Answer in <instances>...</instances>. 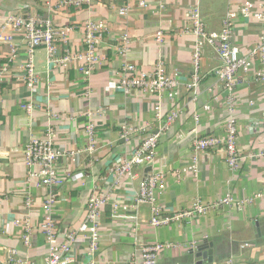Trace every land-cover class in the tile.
Segmentation results:
<instances>
[{"label": "crops", "instance_id": "crops-1", "mask_svg": "<svg viewBox=\"0 0 264 264\" xmlns=\"http://www.w3.org/2000/svg\"><path fill=\"white\" fill-rule=\"evenodd\" d=\"M246 0H138L94 1L81 8L58 9L56 0H0V258L7 261V250L16 249L18 257L29 264H43L49 245L41 224L47 214L48 189L39 184L25 159L27 143L44 137L52 129L54 145L63 153L75 152L57 161L63 184L56 190L52 216L57 221L58 243L85 219L87 202L93 193H109L111 199L101 210L100 242L95 254L89 253L87 234L72 247L69 264H144V245L168 244L157 264H195L202 257L190 252L203 243H213V261L204 264H264V145L260 122L264 117V79L259 59L252 70L239 72L244 78L235 89L233 116L237 123L238 167L229 165L224 145L194 152L195 138L226 136L230 112L227 93L216 75L222 61L214 46L199 45L188 12L198 8L205 26L221 29L228 12H237ZM264 3V0H251ZM129 4L128 15L119 9ZM36 12L56 25H74L66 41L58 45L64 53L82 52L83 30L87 19L106 24L98 46L100 63L89 75L81 72L83 61L67 66L49 61L41 46L33 60L38 82L33 89L25 85L22 72L28 59L24 35L13 27L3 28L4 18L13 13ZM162 31L163 42L157 41ZM264 29L260 21L238 15L234 20L233 44L239 55L250 57L260 43ZM128 37L127 52L121 53V38ZM10 40V41H8ZM18 56L10 59L11 46ZM201 47L199 81L193 87L194 53ZM165 71L179 81L176 94L169 98L141 90L126 92L118 88L120 70L134 63L139 71L151 73L159 58ZM32 103V110L26 103ZM165 113L178 109L179 117L162 136L153 161L139 167V178L118 177V161L130 155L148 131L136 130L129 139L121 137L124 125L134 129L157 125L156 107ZM208 106V108H206ZM95 124L96 149L86 150V126ZM84 172L82 179L71 175ZM162 173L164 188L156 191V203L164 214L192 209L200 200L206 213L195 214L166 225L152 223L150 203H137L140 183L151 173ZM227 196L232 204L221 205ZM32 202L26 205V199ZM18 220V224L16 221ZM31 228L30 245L23 235ZM246 244H251L247 246Z\"/></svg>", "mask_w": 264, "mask_h": 264}, {"label": "built area", "instance_id": "built-area-1", "mask_svg": "<svg viewBox=\"0 0 264 264\" xmlns=\"http://www.w3.org/2000/svg\"><path fill=\"white\" fill-rule=\"evenodd\" d=\"M94 1L105 0H56L58 9L66 7L81 8ZM148 0H138L140 6H147ZM131 6L126 4L122 6L118 13L120 15H128ZM238 15L253 18L260 21L264 29V3H256L251 0H246L237 12H228L223 20L220 30L214 31L208 29L201 17L198 8H194L188 12V17L191 20V27L187 32H191L196 36L200 46L208 43L215 47L222 63L216 69V75L222 82V86L227 93L226 103L230 115L226 121V136L219 137L215 135H207L195 138L192 142L194 152L206 151L218 146L224 145L228 153V163L231 167L236 168L240 163V154L237 149V123L233 116L235 106V89L244 78L239 76V72L248 73L252 70L253 61L257 58L263 68L256 76L264 79V31L260 37V43L252 52L250 57H242L239 55L238 48L233 44V28L234 20ZM13 27L20 31L27 42L28 59L23 65L22 72L25 80V85L29 89H33L38 82L35 72L33 56L38 47H45L48 52L49 61L57 65L67 66L72 61L80 59L83 65L80 67L81 72L89 75L92 70L100 63L98 46L102 41L103 32L106 30V24L102 20L87 19L81 24L83 30V51L78 53L71 52L68 48L62 53L58 47L59 44L66 41L67 35L74 29V25H56L50 18L44 17L36 12H21L7 15L3 20V28ZM157 41L163 42V33H157ZM4 40L0 36L1 41ZM10 41V40H8ZM123 42L119 46L121 53H126L128 48V37L125 35L121 38ZM1 49V47H0ZM18 56V51L13 45L10 49V59H15ZM201 47H198L194 53L195 71L192 75V83L189 85L193 88L199 81L198 68L200 65ZM2 54L0 52V61ZM120 81L118 88L132 92L141 90L148 94H155L161 97L166 94L169 98L177 92L179 81L175 77L169 76L165 71V60L159 58L151 73L139 71L134 63H126L120 70ZM4 74L0 71V84L3 81ZM26 108L31 111L33 106L31 102L26 103ZM208 108V106H206ZM178 109H173L169 113H165L161 103L156 107L157 125L155 129L142 126L134 129L131 125H124L121 130V137L129 139L136 130L140 132L148 131V134L141 144L122 160L118 161L115 168L116 176H129L130 178H139V167L146 165L154 160L157 147L162 139V136L172 127L176 119L179 117ZM261 140L264 145V117L260 122ZM86 134L88 144L86 150L93 153L96 149L95 142V124L90 122L86 126ZM54 134L52 129L47 131L44 137H34L26 145L25 159L31 169L30 176L38 177L39 184L48 189L45 197V207L47 214L41 224V230L44 233L49 251L43 264H69L72 261V247L76 243L78 237L82 234H87L89 239V253L95 254L99 249L100 242V216L103 207L110 201L109 193H93L88 199L86 207V216L84 221L76 228L71 229L66 234V239L63 243H58V227L57 221L52 216V206L56 201V190L60 187L64 178L60 175L57 161L64 156H71L75 152L63 153L54 145ZM264 156V148L261 152ZM84 172H76L71 175L73 180L82 179ZM163 174L159 172L151 173L140 183L139 192L137 193V203H150L152 209V223L156 226L166 225L173 222H179L183 219L192 218L195 214L206 213L208 207L200 200L194 203L192 209L175 212L172 214H164L162 208L156 203V191L164 188ZM32 202L31 197L26 199V205L29 206ZM235 199L227 196L220 201L221 205L232 204ZM18 224V220L16 221ZM31 228L26 225V231L23 239L26 245H30ZM251 246V244H246ZM168 244L155 243L147 244L142 247L141 257L144 264H157L161 252L168 247ZM0 264H29V262L18 257L16 249L7 250V261L0 258Z\"/></svg>", "mask_w": 264, "mask_h": 264}, {"label": "water", "instance_id": "water-1", "mask_svg": "<svg viewBox=\"0 0 264 264\" xmlns=\"http://www.w3.org/2000/svg\"><path fill=\"white\" fill-rule=\"evenodd\" d=\"M209 246H213V243L209 245L205 242L199 245L196 251L192 250L190 253L194 254L196 257H202L201 260L197 261L195 264H204L206 261H213V249H209Z\"/></svg>", "mask_w": 264, "mask_h": 264}, {"label": "trees", "instance_id": "trees-1", "mask_svg": "<svg viewBox=\"0 0 264 264\" xmlns=\"http://www.w3.org/2000/svg\"><path fill=\"white\" fill-rule=\"evenodd\" d=\"M227 121V120H226Z\"/></svg>", "mask_w": 264, "mask_h": 264}]
</instances>
